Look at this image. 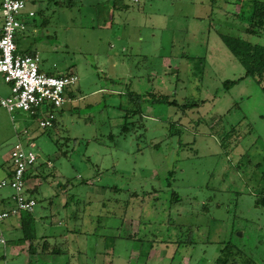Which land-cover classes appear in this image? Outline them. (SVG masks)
I'll return each instance as SVG.
<instances>
[{"label":"rangeland","instance_id":"374dc122","mask_svg":"<svg viewBox=\"0 0 264 264\" xmlns=\"http://www.w3.org/2000/svg\"><path fill=\"white\" fill-rule=\"evenodd\" d=\"M25 1L36 27L21 48L47 74L79 76L53 127L37 122L47 105L36 116L0 104V182L24 128L46 175L29 182L46 189L37 251L47 240L58 252L33 261L213 264L230 243L264 264V76H246L223 39L264 45L242 0ZM11 93L0 73V98ZM49 185L63 195L50 200ZM12 194L0 186L6 209ZM5 237L0 264L31 258L4 256Z\"/></svg>","mask_w":264,"mask_h":264},{"label":"built area","instance_id":"2783aa9c","mask_svg":"<svg viewBox=\"0 0 264 264\" xmlns=\"http://www.w3.org/2000/svg\"><path fill=\"white\" fill-rule=\"evenodd\" d=\"M27 10L25 0H0V73L11 87V95L0 98V104L9 112L22 110L34 114L37 109L49 107V112L38 117L39 127L46 129L54 125L56 114L51 108H60L67 101V88L79 81L76 73L47 74L40 70V55L23 54L18 51L16 37L27 27L24 14ZM34 11H29V16H34ZM24 135L28 139L24 142L21 138L11 150V166L9 177L1 180L0 186H10L13 189L11 196L13 206L0 211V243L7 242L2 224L13 216H20L23 212L34 211L37 198L28 193L27 173L35 167L38 155L33 150V140L29 129L24 128Z\"/></svg>","mask_w":264,"mask_h":264},{"label":"trees","instance_id":"16d2710c","mask_svg":"<svg viewBox=\"0 0 264 264\" xmlns=\"http://www.w3.org/2000/svg\"><path fill=\"white\" fill-rule=\"evenodd\" d=\"M238 1V0H234ZM242 6L240 9V13L243 15H246L244 11L249 10L247 17L248 26H247V32L251 34H259L261 32H264V0H242ZM35 15V14H34ZM242 15V16H243ZM223 39L225 43L228 45L232 53L239 59V61L244 65L245 67V75L246 76H252L258 80V82L262 83V78L264 76V45L258 44V43H252L248 40L244 39H238L237 37H230L223 35ZM17 43V38H16ZM18 51L23 54H35V51L32 50H21L18 47ZM234 80H228L226 81V86H229L230 84L235 83ZM262 89L264 90V85H262ZM169 104H178L176 100H167ZM186 106H191V104H186ZM187 108V107H186ZM32 115H38V113H34ZM56 124V120L54 121V125ZM52 126V127H53ZM227 139H229V135L227 136ZM48 165V164H47ZM42 165L36 164L34 168H32V171L30 170L27 173V179H28V193H31L36 197V193L40 192L39 190V184L31 185V180L37 179L36 177H42L43 179L46 177L45 174H42L40 171ZM11 173L7 177H9ZM39 180V179H38ZM30 182V183H29ZM264 189V188H263ZM68 204V200L67 203ZM256 205L257 206H264V191H262V194L258 195L256 198ZM35 210V209H34ZM33 212H23L21 214L22 216V229L24 232V235L22 237V242L29 241V252L31 256L35 255L33 250H37V245L40 244L36 240V230L34 225V217ZM37 241V242H36ZM45 243L42 245V249L37 254L41 253H49L53 254L58 252L57 249H53L51 247L50 242H47V240L44 241ZM243 252L241 250H236L234 246L230 243H227L224 245L219 255L216 257L213 264H252L254 261L251 258H242ZM238 256L241 257L240 261L238 259Z\"/></svg>","mask_w":264,"mask_h":264},{"label":"crops","instance_id":"0c3cea01","mask_svg":"<svg viewBox=\"0 0 264 264\" xmlns=\"http://www.w3.org/2000/svg\"><path fill=\"white\" fill-rule=\"evenodd\" d=\"M30 2L33 3L35 1L34 0H29V3ZM30 7H28V5H27V10H26V12L24 14V18H26V22H27V28L26 29H28L30 27H36V23L31 22V20H28V17H30L28 15V12L29 11L36 12L34 8H30ZM23 36H26V35H23ZM26 44H27V42H26L25 39H23V40L22 39H19L18 40V38H17V46L19 47V49L23 50V48H21V46L22 45H26ZM26 136H28V135H26ZM49 163H50V161L48 162V164ZM8 175H9V172H8V169H7V173H6V175L3 178L7 177ZM53 189L57 191L58 197L61 194L63 195V192L61 190L59 191L58 186H57V189L53 186ZM39 190H40V192L42 191L44 193V198H45L46 197V195H45L46 194V191H45L46 189L43 190V186L42 185H39ZM54 190H52L51 189V185H49V189H48V193L49 194L48 193L47 194L50 196V200H52L51 196L54 195V192H55ZM45 199L47 200V198H45ZM0 202H1L0 203V206H1L0 207V211L6 209L5 207H7V206H6V203L4 202V200L3 199H0ZM66 203H67V201L64 202L63 205H66ZM9 205L10 206L12 205V201H11V203ZM34 212H35V210H34ZM34 212H33V217H34V225H35V228H36V226L38 225L36 223L38 221V217L37 216H34ZM22 221H23V219H22V216L21 215L20 216H13V217H10V218H8V219L5 220L4 227H3V232H4V235H5V233L10 234V237H9L10 243H8V246H7V247H9V250L8 251H6V250L4 251V256H6V253L7 252H9L13 257H17V256H20V255L21 256H25L26 255L25 253L28 252L29 257H31V258L24 259V261L23 260H20V263L19 264H42V263L39 262L40 259H37L36 261L35 260L33 261V259H35L36 257H33L32 258L31 254L29 252V241L22 242V240H21L22 237H23V235H24V232H23V229H22V227H23L22 226ZM36 235H37L36 238H38V234H36ZM25 244H28L27 247H26ZM33 252L35 253V255H37V257L38 256H42V255L52 256L51 254L45 253V252L44 253H41V254H37L38 253L37 250H33ZM5 264H6V262H5ZM43 264H46V263L44 262Z\"/></svg>","mask_w":264,"mask_h":264}]
</instances>
